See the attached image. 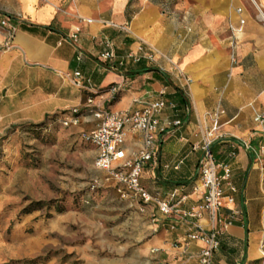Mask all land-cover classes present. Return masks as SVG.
Masks as SVG:
<instances>
[{
	"label": "crops",
	"instance_id": "crops-1",
	"mask_svg": "<svg viewBox=\"0 0 264 264\" xmlns=\"http://www.w3.org/2000/svg\"><path fill=\"white\" fill-rule=\"evenodd\" d=\"M5 3L1 21L8 19L14 32L11 46L0 55V121L62 120L65 113L80 108L79 123L69 126L79 135L97 124L85 109L89 97L110 112L133 111L142 107L140 102L159 99L165 90L166 101L173 105L161 113V123L181 120L182 125L160 133L157 155L144 167L141 182L144 185L146 177L158 181L165 195L146 189L161 199L176 189L187 194L182 208L189 210L203 201L201 191H194L202 152L193 146L211 127L210 114L223 110L219 129L223 137L212 151L232 171L237 191L231 209L239 213L231 218V209L223 210L230 224L212 264H264V155L248 148L251 145L260 154L264 146V123L255 120L264 116V0ZM232 27H242L235 49ZM7 31L0 32L3 43ZM76 32V43L62 41ZM103 40L113 43L114 61L100 60ZM141 47L154 52L153 62L127 58L141 54ZM76 71L84 77L85 88L73 84ZM112 85L120 86L114 99L108 92ZM142 144V133L128 132L124 146L128 155ZM97 171L102 173L101 186L115 187L105 181V171ZM124 202L126 208L141 212L137 202ZM146 212L150 217L146 245L157 263L199 264L202 242L180 251L188 222L164 216L154 204L142 213ZM199 223L211 227L208 212Z\"/></svg>",
	"mask_w": 264,
	"mask_h": 264
},
{
	"label": "rangeland",
	"instance_id": "rangeland-1",
	"mask_svg": "<svg viewBox=\"0 0 264 264\" xmlns=\"http://www.w3.org/2000/svg\"><path fill=\"white\" fill-rule=\"evenodd\" d=\"M7 6L0 0V21ZM96 157L60 118L0 121V264H159L149 213L101 186ZM144 187L165 195L158 181Z\"/></svg>",
	"mask_w": 264,
	"mask_h": 264
},
{
	"label": "built area",
	"instance_id": "built-area-1",
	"mask_svg": "<svg viewBox=\"0 0 264 264\" xmlns=\"http://www.w3.org/2000/svg\"><path fill=\"white\" fill-rule=\"evenodd\" d=\"M90 22V20L88 21ZM244 21H241L243 24ZM1 27L8 29L5 46H11L14 28L10 26L8 19L1 21ZM231 47L235 49L239 44L238 34L242 32V27H232ZM62 41L76 43L78 32L65 37ZM103 51L100 54L102 62H110L116 59V52L110 40H103ZM141 54H128L127 58L139 63L146 59L150 62L155 60L153 51H145L140 48ZM235 60L234 54L232 55ZM81 58L79 55L78 59ZM182 72V71H180ZM182 75V74H181ZM73 84L79 88H85V79L81 72L74 73ZM188 82L190 78H186ZM119 85H112L108 92L111 99H114L119 92ZM161 97L151 102H140L141 108L133 111L110 112L104 107L95 104L94 98L89 97L85 103V109L97 120L96 126L90 131H83L79 134L81 141L92 144L97 149L95 167L106 172V182H114L116 191L123 200L135 201L140 206V211L154 204L158 211L166 217H174L180 221L188 222L187 239L180 245L181 253H185L193 242H202V247L198 254L199 264H212L214 252L220 247V237L225 232L230 222L223 214L224 209H231L234 204V193L237 189L231 181L232 171L228 164L219 162L214 157L212 147L214 142L223 137L219 134L221 127L220 119L223 110H217L210 114L211 127L208 129L203 141L195 144L193 148L202 152L199 162V185L194 187V191H201L203 201L198 207L189 210L182 206L187 202L188 195L179 190L171 192L167 199L152 195L141 182V175L144 167L157 155L160 133L167 129L182 125L181 120L166 121L161 123L160 115L169 104L166 99V91L161 92ZM80 108H74L71 115L65 113L62 124L64 126L77 125L79 123ZM257 122L264 123V116L255 118ZM129 131L143 134V144L141 148L131 155L125 149V142ZM248 148L255 151L257 156L264 155V146L261 152L248 145ZM100 186L101 184H97ZM92 184L91 189L98 187ZM228 190V191H227ZM204 212L209 213L211 227L206 228L199 223L204 217ZM239 213L236 209H231V218ZM158 250H153L156 252ZM179 264H186L180 262Z\"/></svg>",
	"mask_w": 264,
	"mask_h": 264
},
{
	"label": "trees",
	"instance_id": "trees-1",
	"mask_svg": "<svg viewBox=\"0 0 264 264\" xmlns=\"http://www.w3.org/2000/svg\"><path fill=\"white\" fill-rule=\"evenodd\" d=\"M79 136V135H78Z\"/></svg>",
	"mask_w": 264,
	"mask_h": 264
}]
</instances>
